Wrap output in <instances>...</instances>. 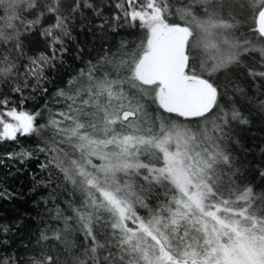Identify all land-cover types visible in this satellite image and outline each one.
<instances>
[{
  "label": "snow or ice",
  "instance_id": "6c2138e0",
  "mask_svg": "<svg viewBox=\"0 0 264 264\" xmlns=\"http://www.w3.org/2000/svg\"><path fill=\"white\" fill-rule=\"evenodd\" d=\"M105 9L142 35L25 109L29 80L48 92L71 25ZM249 53L264 62V0H0V84L20 97L0 98V141L32 138L52 189L26 264H264V192L237 155L264 96L229 75L264 78Z\"/></svg>",
  "mask_w": 264,
  "mask_h": 264
},
{
  "label": "trees",
  "instance_id": "16d2710c",
  "mask_svg": "<svg viewBox=\"0 0 264 264\" xmlns=\"http://www.w3.org/2000/svg\"><path fill=\"white\" fill-rule=\"evenodd\" d=\"M109 2L114 4L118 0ZM170 2L176 7H183L187 0ZM115 13V9H105L103 17L85 13L84 18L77 19L71 25V38L66 41L68 50L63 54V63L57 65L56 71L48 73L49 82L43 85L48 92L43 93L38 89L33 91L34 82L29 80L32 88L24 91V95L29 97L23 105L25 109L34 111L42 107L46 100L52 104L55 90L64 87L69 77L86 67L89 61L95 62L104 54H117L121 41H133L142 35L128 27H118L120 22L113 19ZM32 45L37 49L42 48L36 36L32 37ZM131 47L132 44L129 43V48ZM244 62L253 71H264V62L259 53L247 54ZM229 75L245 89L249 99L264 96V78L251 77L244 71ZM5 97L17 104L20 102V97L12 93L11 85L0 84V98ZM245 106V102L241 100L242 110ZM244 114L249 117V124L237 129L241 141V150L237 151V155L245 162L247 181L254 186L255 192L261 193L264 192V178L258 173L264 171V117L254 109ZM36 147L29 137H19V143L0 141V230L7 229L0 231V264H26L40 247L36 237L48 222L47 216L41 219L42 201L48 199L52 189L41 186L46 181V173L40 168V164L46 161L44 155L36 151ZM22 149L32 151L33 158L23 162L18 158H9V154L18 153ZM57 196L63 199L59 193ZM79 239L77 236V243ZM53 251H56L55 247Z\"/></svg>",
  "mask_w": 264,
  "mask_h": 264
}]
</instances>
